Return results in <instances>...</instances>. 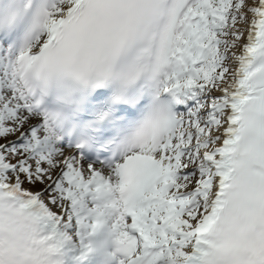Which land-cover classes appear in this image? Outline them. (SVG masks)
<instances>
[{"label":"snow or ice","instance_id":"6c2138e0","mask_svg":"<svg viewBox=\"0 0 264 264\" xmlns=\"http://www.w3.org/2000/svg\"><path fill=\"white\" fill-rule=\"evenodd\" d=\"M0 264H264V0H0Z\"/></svg>","mask_w":264,"mask_h":264}]
</instances>
